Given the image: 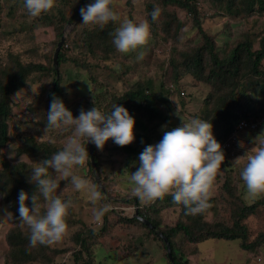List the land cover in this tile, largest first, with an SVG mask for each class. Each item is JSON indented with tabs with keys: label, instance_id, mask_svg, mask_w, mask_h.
Returning a JSON list of instances; mask_svg holds the SVG:
<instances>
[{
	"label": "rangeland",
	"instance_id": "rangeland-1",
	"mask_svg": "<svg viewBox=\"0 0 264 264\" xmlns=\"http://www.w3.org/2000/svg\"><path fill=\"white\" fill-rule=\"evenodd\" d=\"M69 1L57 0L55 22L62 20L59 9L66 17L71 14L72 9L67 5ZM89 1L87 0L85 5L90 3ZM13 2V0H0V77L4 81L8 78L5 71L8 73L17 71L20 65L31 62L50 65L54 56L47 40H51L55 32L37 28L39 26L36 24L37 20L26 15L22 2L16 1L17 5L10 15L8 7ZM231 2L193 0L192 3L198 11L203 29L212 37L215 51L221 58L227 56L236 43L246 37L255 43V48L259 47L257 42L264 35V8L256 7L252 13L250 12L251 15H246L245 12L236 13L237 9L243 8L244 0ZM114 3L121 20H147L150 23L149 39L137 50L121 53L116 50L110 35L119 26L120 21L109 22L103 28L84 25L81 23L80 13L74 19L64 21L62 35L66 36L65 41L66 39L71 41L72 49L66 52L67 60L61 65L57 75L61 77L60 97L73 113H79L81 109L88 110L95 104L104 111H110L113 105L124 103L121 99L123 94L136 88L137 83H141L149 89L153 88L154 98L151 101H144V105L135 99L133 102L137 110L132 111V115L144 120L148 129L143 131L135 124V139L131 143L120 146L109 138L103 149L96 148V154L100 158L101 177L111 184L109 191L103 183L104 190H99L102 186L93 176L94 172L90 170L88 160L85 164L74 168L78 175L86 178L99 192V199L95 202L87 193L75 190L67 180L58 182L56 194L63 193L62 198L71 199L73 206L69 209L66 218V234L51 245L77 249L76 235L85 225H90L97 234H86L91 254L84 252L79 263L87 259L90 264H128V260L131 259L133 264H169L161 241L147 227L139 222L128 226L129 223L124 221L127 216L135 215L137 209L136 203L127 201L133 196L136 197L132 191L130 174L138 167L137 159L143 148L147 144L158 142L162 137L166 129H162L161 126L167 125L165 116L168 115L173 120V127L181 123L175 115L176 103L186 120L193 117L209 119L213 124L215 135L212 115L218 108L219 97L228 88L221 81H214L209 77L213 63L205 47V40L193 19V12L167 0H114ZM82 4L76 8H81ZM154 7H159L161 10L155 21L150 15ZM22 25L26 29L31 27V32L22 30ZM198 55L200 57L195 61L194 57ZM138 56L141 58L138 59ZM29 70L25 86L10 95L12 111L8 119L11 124L12 144H10L11 150L4 149V155L0 156V173L4 170L2 160L4 158L15 160L17 149L26 144L25 140L32 144L33 140L30 136L35 137L37 144H56L62 147L66 137L71 134V128L63 126L45 130L48 90L53 85L55 74L37 69ZM262 70L264 71V61ZM245 73L246 70L243 68L240 82L245 80L242 75ZM233 82L235 80L230 84ZM263 83L264 80L260 82V86ZM259 94L260 90L253 92V88L250 87L245 90L239 89L237 95L244 101L250 98L257 108L261 106ZM155 107L159 109V113L152 110ZM212 111L214 113L211 114ZM167 129L171 128L167 125ZM144 132L151 135L150 141L144 142L143 135H138ZM262 132L264 126L252 130L236 129L233 132L238 138L235 143H231L229 149H226L228 160H224L218 169L209 198L210 207L211 199L217 198V206L207 211L213 228L221 229L225 223L232 225L233 212L238 211L239 206L263 198L262 195L247 200L243 198L245 188L239 175L243 165L232 164L238 156H241L242 160L245 158L246 151H251V147L254 146L251 142L252 138ZM20 158L25 159L23 156ZM2 175H6L5 171ZM50 175L55 176V173L50 170ZM19 178L22 179L21 174ZM227 180L231 192L224 194L221 187ZM35 191L36 186L33 192ZM154 201L139 200L141 206L144 205L146 208L150 204L153 205ZM41 202L43 203L42 198ZM104 205L113 209L115 213L106 212L110 220L109 227L107 232L99 235L105 213L97 218L94 210ZM156 208L157 210L149 211L161 220L162 225L175 224L181 218L179 204H171L162 199L156 204ZM7 212H11L13 216H0V264H4L3 259L8 250V232H22L28 236V229L26 226H21L17 220L18 215L15 216L12 203L0 198V215ZM186 221L192 222L193 219L188 218ZM244 222H247L249 241L256 237L261 238L260 235L264 232V204L256 209V213L247 216ZM175 246L178 254L193 264H264L263 257L255 254L250 256V253L240 247V239L210 238L195 243L184 234L175 241ZM69 254L70 252L66 256L59 254L54 264H75L74 256Z\"/></svg>",
	"mask_w": 264,
	"mask_h": 264
},
{
	"label": "clouds",
	"instance_id": "clouds-1",
	"mask_svg": "<svg viewBox=\"0 0 264 264\" xmlns=\"http://www.w3.org/2000/svg\"><path fill=\"white\" fill-rule=\"evenodd\" d=\"M56 3L57 0H22L26 15L31 18L48 13ZM160 11L159 7L153 8L150 14L153 21ZM79 12L84 25L103 28L109 22L120 21L110 35L116 50L121 53L137 50L151 34L147 20H121L114 0H91ZM89 88L92 91L90 84ZM51 95L45 130L63 126L71 128V134L50 158L32 159L28 182L36 185V191L21 190L18 193L17 220L27 227L28 243L33 247L50 245L66 234V218L73 201L62 198L63 193L56 194L60 180H67L75 190L87 193L93 202L99 199L95 186L74 171L89 158L87 144L91 142L97 149H103L109 138L120 146L135 139L136 118L125 106L115 104L110 111H104L95 104L74 115L61 97L55 93ZM175 115L181 123L171 129H167V125L161 126L166 129L162 137L154 144H147L139 153L138 167L129 179L139 200L150 202L170 195L174 203L183 206L186 214L194 215L209 207L214 179L225 154L214 135L211 121L199 117L186 120L177 103ZM251 142L254 146L251 151H246L245 158L242 160L238 156L232 161L234 165H243L239 175L245 188V200L264 195V132L253 137ZM50 170L55 176L50 175ZM106 211L108 206L104 205L94 210V215L99 218ZM0 216L12 217L13 214L7 212ZM128 264L133 261L129 259Z\"/></svg>",
	"mask_w": 264,
	"mask_h": 264
},
{
	"label": "trees",
	"instance_id": "trees-1",
	"mask_svg": "<svg viewBox=\"0 0 264 264\" xmlns=\"http://www.w3.org/2000/svg\"><path fill=\"white\" fill-rule=\"evenodd\" d=\"M14 2L11 4V6L8 7L10 15L12 14L13 10L15 9L17 3L22 2V0H13ZM17 1V3H16ZM71 0L67 5L71 7V14L66 17L64 12L59 9L58 12L61 15L62 20H58L57 24L54 20L55 18V9H58V6L56 5L51 11L48 13L42 14L38 17H35L34 19L37 20L36 24L39 25L37 28H44L46 30H51L55 33H53V38L48 41V45L50 46V51L54 53V50L56 49V45L58 44L60 37L62 35V30L64 26V21H69L71 19H74L79 14V9L76 8L81 6V4L84 2V0ZM169 3H173L176 5H181L184 8L188 9L189 11L194 13V20L195 24L199 29V32L202 34L204 40H205V47L208 49V54L210 55L211 61L213 63V68L210 71V79L214 81H221L227 89V91L219 97V102L217 105V110L212 115V120L215 123V137L217 140L222 144L225 140L229 138V136L232 135V133L236 130L238 122L241 118H247L250 119L252 117L257 118L264 115V83L260 86V82L264 80V71L262 70V64L264 61V35L261 37L259 42V47L255 48L254 42L246 37L239 42L236 43V45L231 49L230 53L225 57H220L218 53L215 51V45L213 42V39L210 35H208L205 30L202 27L201 21L198 17V11L193 7L192 3L193 0H167ZM229 0L230 3H232ZM91 2V0L89 1ZM242 9H237L236 13L245 12L246 15H251V13L255 10L256 7L263 9L264 8V0H244ZM251 12V13H250ZM72 13H74V16H72ZM54 20V22H52ZM27 25V24H25ZM22 30H26L28 32H31V27H27V29L22 25ZM16 31V30H15ZM72 49V43L69 39H66L64 44L61 47V50L59 51L58 55V69L55 66L53 58H51L50 65L43 64L42 62H31L30 64H24L20 65V68L17 71L13 72H6L5 74H8V78L6 81H4L0 77V156H3L5 153L4 149H10L11 143V124L9 121V116H11V98L10 95L12 92L17 91L21 87L25 86L26 84V78L28 73L30 72L29 69H37L41 72L45 73H51L55 74L53 85L48 90V105L50 103V100L52 98L53 93H55L57 96L60 97L61 94V86L60 81L61 77L57 76L59 74V69L61 65L67 60V51H70ZM53 56V54H52ZM200 55L195 56L194 60L198 61ZM54 63V65H53ZM244 65V66H243ZM242 66L246 70L245 74H242L245 77V80L240 82L241 78V72H242ZM258 79V80H257ZM232 84H230L232 81H234ZM253 88V92H257L260 90V96L258 99L261 101V106H257V108L253 105V102H251L250 98H247L244 100H241L239 98L238 90H245V88ZM146 86H144L141 83L136 84V88L130 89L125 94L121 96V99H123L124 103L121 104L129 109V111L132 114V111L137 110L135 107V103L133 102L135 99L140 102L141 105H144V101H151L154 98V92L153 88L149 89L147 91ZM120 104V102L118 103ZM148 107V106H147ZM152 109V108H151ZM155 107L152 110L156 113H159V109ZM74 115H79V113H73ZM136 118V124L138 127H141L143 131H146L148 129L147 123L144 122L139 117ZM167 125L169 128H172L174 123L173 120L170 118V116H165ZM206 119V118H205ZM209 120V119H208ZM264 126V122L261 125ZM134 132L136 133V129H134ZM138 135H143V141L147 142L150 141L151 135H149L147 132H144V134L139 133ZM238 138V137H237ZM30 139L33 140L32 144L30 142L26 141V144L24 146H20V148L17 149L15 160H7L3 159L2 165H4V170L0 173V198H5L6 201H10L12 203L13 210L15 212V216L18 215L17 212V197L18 193L21 190H25L29 193H33L34 187L36 186L33 183L28 182V171H30V167L32 164V159L35 161L43 160L45 158H50L51 154L57 150H59L61 147L57 146L56 144H37L35 137L30 136ZM94 147V158L96 161V165L101 177L100 172V158L96 154V147ZM11 150V149H10ZM9 150V151H10ZM225 154V160H228V155L226 154V149H223ZM88 152H89V158H88V164L90 167V170L93 171V167L90 161V150L88 145ZM24 157L25 159H21L20 157ZM11 161V164H10ZM5 171V176L2 174ZM21 174L22 179L19 178V175ZM93 176H95L93 174ZM101 181L104 184L107 191H109L111 188V184L107 182L104 178L101 177ZM96 182V181H95ZM96 185L99 187V185L96 183ZM222 190L225 193L231 192V187L228 183V180L225 181V183L222 185ZM10 191L8 192V190ZM99 190L102 191V189L99 188ZM4 196V197H3ZM263 198L256 199L250 204L244 203L241 206L238 207V211H234V217L232 218V225H229L228 223H225V226L221 229H216L212 227L211 219H209V216H207L208 210H213L214 207L217 206L216 199H211V207L209 206L206 210H204L202 213L194 214V216H191L190 214H186L185 210L183 209L182 205H179L181 210V218H179L175 224H165L162 225L161 220L158 219L155 215L151 214L149 210L156 209V204L160 203L161 200L165 199L169 203H174L171 199L170 195H166L165 197L161 199H156L153 202V205H148V208L146 206H141L142 204L139 202V200L135 199L136 197H131L127 201L128 202H134L138 206V215L144 216L148 220H150L156 227V229L160 230L164 235H166L171 243L172 248V256L173 260L170 259L167 253V246L165 243L164 238L159 234L157 230H153L149 226H147L143 221H141L137 214L131 216H127L124 218V221L126 223H129L128 226H132L134 224L141 223L145 227H147L150 232L154 234V236L159 239L162 243V248L165 250L166 257L169 264H193L189 260H184L182 258V255H179L175 246V241L178 240L179 236L186 235L188 239L191 242L198 243L200 241H203L205 239L210 238H217V239H240V247L244 250H246L247 253H250V256L255 254L258 257L264 258V232L261 233L260 237L254 238V240L249 241V233L247 230V222H244V220L247 218V216L252 215L256 213V209L264 204V195H262ZM109 212L115 213L113 209H109ZM107 212V211H106ZM103 215V223L102 227L100 229V233L107 232V229L109 227L110 220L107 218V213ZM212 212V211H210ZM192 218V222L186 221V219ZM215 223V222H213ZM86 234H97L94 228H92L90 225H85L82 230L76 235V240L78 247L75 248H58L56 246L50 245H37V246H30L28 243V236L24 235L22 232H8L7 234V243H8V250L5 254V257L3 259L4 264H36L41 262L42 264H54L56 257L59 254H62L63 256H66L67 253L70 252L69 255L74 256L73 260L75 264H90L89 260H85L83 263H79V260L81 259L82 254L84 252L88 253V255L91 254L90 251V244L88 243V236ZM264 260V259H263Z\"/></svg>",
	"mask_w": 264,
	"mask_h": 264
},
{
	"label": "water",
	"instance_id": "water-1",
	"mask_svg": "<svg viewBox=\"0 0 264 264\" xmlns=\"http://www.w3.org/2000/svg\"><path fill=\"white\" fill-rule=\"evenodd\" d=\"M86 1L87 0H85L84 3L82 4L83 6L85 5ZM65 37L66 36L64 34L61 36V38H60V40H59V42H58V44L56 46V49L54 51L53 60H54V63H55V66H56L57 69H58V55H59V51L61 50V47H62L63 43L65 42ZM88 145H89V150H90V160H91V164H92V167H93L95 178H96L97 182L99 183V185L102 186L101 177H100V174H99V171H98V168H97V165H96V161H95V158H94V147H93V144L91 142H89ZM101 188H102V190H104L103 186ZM136 214H137V217L141 221H143L147 226H149L153 230H157L155 225L150 220H148L144 216L138 215V209H136ZM158 232L165 240V243H166V246H167L168 256L171 258V260L174 261L173 256H172L171 243H170L168 237L166 235H164L161 231H158Z\"/></svg>",
	"mask_w": 264,
	"mask_h": 264
},
{
	"label": "built area",
	"instance_id": "built-area-1",
	"mask_svg": "<svg viewBox=\"0 0 264 264\" xmlns=\"http://www.w3.org/2000/svg\"><path fill=\"white\" fill-rule=\"evenodd\" d=\"M264 122V115L257 118H241L238 122L236 129H256L259 128ZM236 133H233L227 140H225L221 145L223 149H229L231 143L236 142Z\"/></svg>",
	"mask_w": 264,
	"mask_h": 264
}]
</instances>
